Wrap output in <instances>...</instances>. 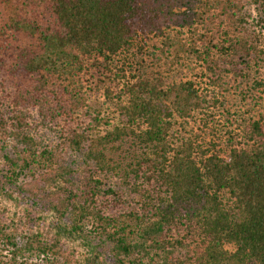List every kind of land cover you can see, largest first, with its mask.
Segmentation results:
<instances>
[{
  "label": "trees",
  "instance_id": "1",
  "mask_svg": "<svg viewBox=\"0 0 264 264\" xmlns=\"http://www.w3.org/2000/svg\"><path fill=\"white\" fill-rule=\"evenodd\" d=\"M263 91L264 0H0V264H264Z\"/></svg>",
  "mask_w": 264,
  "mask_h": 264
},
{
  "label": "rangeland",
  "instance_id": "2",
  "mask_svg": "<svg viewBox=\"0 0 264 264\" xmlns=\"http://www.w3.org/2000/svg\"><path fill=\"white\" fill-rule=\"evenodd\" d=\"M252 15L256 14V10L252 8L251 10ZM202 70L200 68H196L195 66L192 67H186L180 74L178 75V78L180 79H198L199 81H203V79H200ZM223 84L220 86L215 87L218 92H223V94L226 96L227 103L225 106L229 107V112L232 114H242L244 117H247L252 112L254 114H257L259 111H250V104L248 102V99H244L242 97L243 90H246L248 87V83L246 80L242 77L235 76V74L229 73L225 74L223 76ZM264 92V91H263ZM263 92H256L257 97L261 96V102L264 103V93ZM261 109V106H259ZM220 111V110H219ZM226 111V110H225ZM235 111V112H234ZM261 111H264V108H262ZM222 113V111H220ZM198 114V113H197ZM227 115V114H226ZM197 119H194L193 121H190L192 124L191 126L198 131L200 130L199 126L202 127V121L200 118V115H197ZM216 117H220V114L218 112Z\"/></svg>",
  "mask_w": 264,
  "mask_h": 264
}]
</instances>
